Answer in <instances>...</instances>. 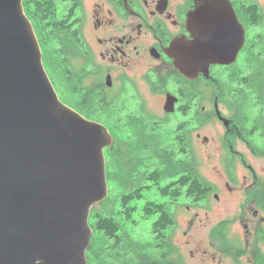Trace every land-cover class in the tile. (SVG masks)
Segmentation results:
<instances>
[{"label":"flooded vegetation","instance_id":"obj_1","mask_svg":"<svg viewBox=\"0 0 264 264\" xmlns=\"http://www.w3.org/2000/svg\"><path fill=\"white\" fill-rule=\"evenodd\" d=\"M47 6L60 24L55 26L51 19L47 29L67 31L71 47L66 54L76 72V82L61 92L78 109L117 112V128L132 116L120 114L136 97L143 107L134 118L146 124L148 118L154 119L158 125L180 116L194 130L197 112H214L217 119L212 79L216 81L219 76L225 105L231 100L228 84L234 68L247 61L264 63V53H260L264 49V0H47ZM201 6L208 15L204 20L195 17L189 27L188 17ZM183 39L194 45V54L219 45L239 51L233 63L210 65L207 78L199 73L190 80L179 73L171 55L172 47ZM241 76L242 72L237 83ZM168 95L177 100L171 113L164 110ZM153 96L162 100L163 118V114L152 115L147 109V98ZM127 133L130 140L123 134L135 150V159L138 150L144 148L136 144V133ZM128 154L129 150L125 155ZM248 170L255 178L253 169ZM212 200L216 207L208 210L204 219L196 215L184 222V247L189 248L193 264H264V186L232 187L226 182L222 194L213 195ZM234 202L235 214L225 212L227 207L223 206ZM211 211L216 218L206 216Z\"/></svg>","mask_w":264,"mask_h":264},{"label":"water","instance_id":"obj_2","mask_svg":"<svg viewBox=\"0 0 264 264\" xmlns=\"http://www.w3.org/2000/svg\"><path fill=\"white\" fill-rule=\"evenodd\" d=\"M207 15L201 6L187 25ZM238 51L219 45L194 54L183 39L171 55L194 80L207 78L210 65L233 63ZM176 101L168 95L165 112ZM111 144L107 128L59 99L23 0H0V264H87L89 215L108 196L104 150Z\"/></svg>","mask_w":264,"mask_h":264},{"label":"trees","instance_id":"obj_3","mask_svg":"<svg viewBox=\"0 0 264 264\" xmlns=\"http://www.w3.org/2000/svg\"><path fill=\"white\" fill-rule=\"evenodd\" d=\"M23 8L32 22L41 49L46 51L48 64L58 78L48 74L53 86L59 89L72 87L76 72L66 54L71 47L67 31L47 29L51 19L55 26H60L52 17L47 0H23ZM260 53H264V49H260ZM44 59L46 57L43 62ZM241 72V80L237 83ZM218 77L216 81L211 80L212 100L224 104ZM228 88L231 100L225 105L236 111L235 132L252 144L258 137L264 152V63L247 61L242 67L234 68ZM202 115L196 113L197 118ZM134 116L124 120L125 123L120 125L121 132L126 133L128 140L127 131L136 133V144L146 151L139 149L137 158L120 173H117L113 161L105 157L106 179L113 178L114 174L119 178L113 186L107 184L108 197L101 202L103 208L90 213L92 232L103 243L96 245L92 237L86 252L87 264H186L180 254L177 256L173 242L171 230L175 228L176 220L172 205H178L182 199L185 203L198 205L211 192L196 174L198 160L190 149V123L179 119L178 125L170 131L165 127V121L157 125L154 119L148 118L146 124ZM125 151L126 146L122 153ZM109 181L112 183L111 179ZM153 186H157L160 199L169 200L170 205L147 201L145 193ZM137 211L143 216L156 218L151 226V238L145 241L133 234L136 226L133 215Z\"/></svg>","mask_w":264,"mask_h":264},{"label":"rangeland","instance_id":"obj_4","mask_svg":"<svg viewBox=\"0 0 264 264\" xmlns=\"http://www.w3.org/2000/svg\"><path fill=\"white\" fill-rule=\"evenodd\" d=\"M41 51L43 57H46V60L44 59L43 62V65L45 64V70L47 69L46 72L50 76H54L55 79H58L54 75L55 71L48 64L49 60L47 58L46 51L44 49H41ZM54 87L62 103H67L71 107L77 108L75 102L65 96V93L61 92L62 89H59L57 86ZM147 99L148 111H150L152 115L161 116V114H163L160 110L162 105L161 98L153 96V98ZM142 107L138 103L136 97H132L128 101V105H126L128 111L126 109V112L120 115L121 117H124L126 114L140 115L142 113ZM210 110H213V105H211ZM218 110L221 117L229 122V129H226L222 123L216 119L214 112H212L203 114L201 117L198 116L201 121H199L196 117V123L192 126L194 130L191 129L188 134L190 149L196 155L198 160L196 174L211 188L209 197L198 205H194L190 202L185 203L183 199L178 202L179 204L177 203L178 205H172V209L174 208V218L176 220V226L173 230H171L173 242L177 248V256L180 254L184 258L186 264H193L194 262L187 253L189 248L185 249L184 247V243L187 241V239L182 236V233L186 231L184 222L195 219L196 215L204 219L206 212H208L211 208L216 207L214 201L212 200V196L218 193L222 194L223 186L226 182H228L232 187H241L243 185L264 186V152L260 146V139L255 137L254 144L244 141L233 128L236 111L234 109H230L223 103H218ZM75 111L84 119L100 123L108 129L111 136H114V142L110 147L104 150V155L108 160H112L113 164L116 165L117 173H120L119 171L126 170L131 161H133L135 150L130 148L126 136L123 133L120 134L118 131V129L121 131V127L119 126L117 128L114 121V117L118 118L117 112L112 113L110 110L103 111L99 108L96 111H84V109L77 108ZM163 117L164 114L161 118ZM179 119L180 116L166 120L164 125L168 130L172 131V129L174 130V128L178 125ZM126 144L128 146H126ZM125 146L126 151L129 150V154L127 156L124 154L126 151L122 153ZM139 146L140 145H138V147ZM145 151V149H142V152ZM248 167L253 169L255 178L253 173L248 170ZM243 177H246L245 181L243 180ZM118 178L119 175L114 174L113 178H109L112 183H109L110 181L107 178V184L113 186ZM145 195L148 202L154 201L157 205L165 203L166 205L171 204L169 200L160 199L157 186L151 187ZM107 207H110V205H107ZM223 207H227V209H224L225 212L231 215L235 214V202L227 203ZM102 208L103 205L101 203L91 210V214L93 212L100 211ZM188 209L191 211H188ZM206 216L210 219L216 218V214L212 211L207 213ZM133 218L136 223L133 232L134 236L142 241L150 239L151 226L156 221V218L153 216H143L139 213V211L134 213ZM88 225L91 228L90 221L88 222ZM92 237L96 245L103 243V240L97 237V235L93 234Z\"/></svg>","mask_w":264,"mask_h":264}]
</instances>
